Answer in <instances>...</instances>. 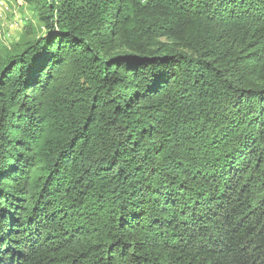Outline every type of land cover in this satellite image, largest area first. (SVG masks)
Wrapping results in <instances>:
<instances>
[{
	"label": "trees",
	"instance_id": "trees-1",
	"mask_svg": "<svg viewBox=\"0 0 264 264\" xmlns=\"http://www.w3.org/2000/svg\"><path fill=\"white\" fill-rule=\"evenodd\" d=\"M26 2L0 264H264V0Z\"/></svg>",
	"mask_w": 264,
	"mask_h": 264
},
{
	"label": "rangeland",
	"instance_id": "rangeland-1",
	"mask_svg": "<svg viewBox=\"0 0 264 264\" xmlns=\"http://www.w3.org/2000/svg\"><path fill=\"white\" fill-rule=\"evenodd\" d=\"M1 8L7 11L0 14V58L9 52L15 44H20L32 33L44 32L39 23L37 12L26 0H0Z\"/></svg>",
	"mask_w": 264,
	"mask_h": 264
},
{
	"label": "built area",
	"instance_id": "built-area-1",
	"mask_svg": "<svg viewBox=\"0 0 264 264\" xmlns=\"http://www.w3.org/2000/svg\"><path fill=\"white\" fill-rule=\"evenodd\" d=\"M1 7H3L2 3H0V14L7 11V8H1Z\"/></svg>",
	"mask_w": 264,
	"mask_h": 264
}]
</instances>
